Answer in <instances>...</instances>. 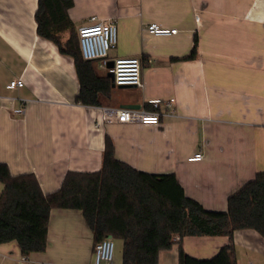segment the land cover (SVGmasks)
Returning <instances> with one entry per match:
<instances>
[{
	"label": "crops",
	"instance_id": "0c3cea01",
	"mask_svg": "<svg viewBox=\"0 0 264 264\" xmlns=\"http://www.w3.org/2000/svg\"><path fill=\"white\" fill-rule=\"evenodd\" d=\"M38 1L0 0V162L13 174L33 172L44 192L55 191L70 170L101 169L110 135L117 158L139 170L173 172L189 196L225 211L228 196L264 170V0H71L76 30L106 20L117 25L108 64L97 61L102 73L109 75L117 57L142 62V86L113 82L103 106L139 105L160 114L156 124L101 125L103 106L76 101L73 57L38 34ZM152 22L179 31L154 35L146 30ZM195 40L197 55L186 58ZM17 78L24 86L8 89ZM154 98L165 101L155 108ZM198 151L204 157L189 160ZM3 188L0 181V195ZM233 239L238 264H264L257 230L238 229ZM115 241L114 264H122L123 240ZM228 241L185 236L182 246L209 258ZM93 245L81 210L54 208L46 249L25 256L16 241L0 243V264H94ZM159 264H179V243L160 252Z\"/></svg>",
	"mask_w": 264,
	"mask_h": 264
},
{
	"label": "trees",
	"instance_id": "16d2710c",
	"mask_svg": "<svg viewBox=\"0 0 264 264\" xmlns=\"http://www.w3.org/2000/svg\"><path fill=\"white\" fill-rule=\"evenodd\" d=\"M70 5L71 0H39L35 14L38 34L73 57L80 84L76 101L103 106L112 97L114 83L99 70L96 60L83 57L68 14ZM65 32L69 35L64 38ZM196 55L197 40L186 58ZM0 181L4 184L0 243L16 241L25 256L46 249L54 208L83 212L93 233V251L107 236L122 239V264H159L160 252L176 243L179 264H238L234 232L255 229L264 237V170L228 196L227 210H212L189 196L175 173L139 170L117 158L110 135L106 136L101 169L70 170L55 191L44 192L33 172L13 174L6 162H0ZM205 235H227L229 241L209 258L184 250L185 236Z\"/></svg>",
	"mask_w": 264,
	"mask_h": 264
},
{
	"label": "built area",
	"instance_id": "2783aa9c",
	"mask_svg": "<svg viewBox=\"0 0 264 264\" xmlns=\"http://www.w3.org/2000/svg\"><path fill=\"white\" fill-rule=\"evenodd\" d=\"M196 19L200 16L197 14ZM146 30L154 35H174L178 33L177 27H166L156 22L149 23ZM79 43L82 55L85 59L96 60L101 65L108 64L110 50L116 46L118 39V29L115 21L106 20L85 24L77 29ZM142 62L138 57H117L111 61L108 66V73L112 75L115 85H132L142 86L141 74ZM24 86V81L21 78L13 79L6 85L8 89H15ZM171 98L169 101L173 102ZM165 100L162 98L150 99L155 108L160 107V104ZM16 112L24 111L22 108L15 109ZM160 121V114L156 111H150L146 108L138 107H102V116L96 121L97 125L102 123L113 122H140L156 124ZM204 153L198 151L189 157V160H201ZM95 261L94 264H113L115 256V239L112 236H107L98 242L95 246Z\"/></svg>",
	"mask_w": 264,
	"mask_h": 264
},
{
	"label": "water",
	"instance_id": "95a60500",
	"mask_svg": "<svg viewBox=\"0 0 264 264\" xmlns=\"http://www.w3.org/2000/svg\"><path fill=\"white\" fill-rule=\"evenodd\" d=\"M110 65H111V63H110ZM109 75L112 77V75H111V74H109ZM112 80H113V78H112ZM123 106H125V107H131V108H134V107H137V106H139V105H137V106L123 105Z\"/></svg>",
	"mask_w": 264,
	"mask_h": 264
},
{
	"label": "rangeland",
	"instance_id": "374dc122",
	"mask_svg": "<svg viewBox=\"0 0 264 264\" xmlns=\"http://www.w3.org/2000/svg\"><path fill=\"white\" fill-rule=\"evenodd\" d=\"M115 249H116V241H115ZM114 260H115V256H114ZM114 264V263H113Z\"/></svg>",
	"mask_w": 264,
	"mask_h": 264
}]
</instances>
